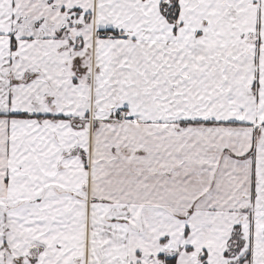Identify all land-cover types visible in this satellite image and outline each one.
<instances>
[{
  "label": "snow or ice",
  "instance_id": "1",
  "mask_svg": "<svg viewBox=\"0 0 264 264\" xmlns=\"http://www.w3.org/2000/svg\"><path fill=\"white\" fill-rule=\"evenodd\" d=\"M0 264H264V0H0Z\"/></svg>",
  "mask_w": 264,
  "mask_h": 264
}]
</instances>
